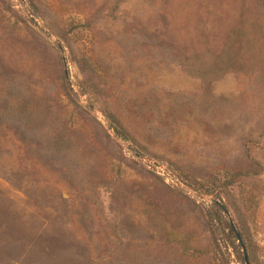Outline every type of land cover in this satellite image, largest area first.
<instances>
[{"label":"rangeland","instance_id":"374dc122","mask_svg":"<svg viewBox=\"0 0 264 264\" xmlns=\"http://www.w3.org/2000/svg\"><path fill=\"white\" fill-rule=\"evenodd\" d=\"M244 256L264 264V0H0V264Z\"/></svg>","mask_w":264,"mask_h":264},{"label":"trees","instance_id":"16d2710c","mask_svg":"<svg viewBox=\"0 0 264 264\" xmlns=\"http://www.w3.org/2000/svg\"><path fill=\"white\" fill-rule=\"evenodd\" d=\"M228 228H229V230L232 232V231H234L233 230V226H231L230 224L228 225ZM235 233V232H234ZM235 237H236V239L239 241V237H238V235H237V233H235ZM243 263H244V259H243Z\"/></svg>","mask_w":264,"mask_h":264},{"label":"water","instance_id":"95a60500","mask_svg":"<svg viewBox=\"0 0 264 264\" xmlns=\"http://www.w3.org/2000/svg\"><path fill=\"white\" fill-rule=\"evenodd\" d=\"M223 211H225L224 208H223ZM230 225L233 226L232 223H230ZM244 263L247 264V262H246V260H245V256H244Z\"/></svg>","mask_w":264,"mask_h":264}]
</instances>
